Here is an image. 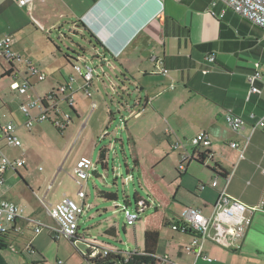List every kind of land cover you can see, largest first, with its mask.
Listing matches in <instances>:
<instances>
[{
  "label": "crops",
  "instance_id": "1",
  "mask_svg": "<svg viewBox=\"0 0 264 264\" xmlns=\"http://www.w3.org/2000/svg\"><path fill=\"white\" fill-rule=\"evenodd\" d=\"M82 23L105 48L91 47L89 56L82 55V51L77 61L82 62L86 58L92 61L99 53L104 61L112 64L117 87L111 99L117 108H122L140 163L154 167L161 177V185L164 174L160 173L158 164L153 165L147 158V153L155 147L154 139L158 137L171 148L178 149V155L173 156L178 157V164L181 155H188L182 172L178 171L175 160L166 174L172 184L167 194L170 197L167 212L173 215L172 219L166 216L167 220L172 223L183 219L188 208L207 211L223 186L230 197L258 207L238 247L227 248L212 241L203 243L202 253L209 255L210 260L202 256L194 258L186 250L192 238L190 233L168 226L172 231L168 239H164L162 230H159L155 253L151 255L155 259L154 264H162L163 261L167 264H264V125L252 130V125L264 116V29L220 0H28L25 5H20L17 0H0V35H11L10 48L20 56L14 63L17 73L12 78L26 77L32 63H37L41 72L51 73L52 80L48 81L46 88L36 93L29 90L32 96H43L69 80L72 66L50 36L54 32L61 39L67 30L84 35ZM39 37L44 44L41 48L45 50L42 57L34 55L32 50ZM209 54L215 56L214 63L207 60ZM256 61L261 76L255 84L260 91L247 96V78L254 71ZM8 66L2 70L7 74L0 77L11 81ZM163 68L168 71L164 73ZM103 74L98 70L94 79L102 80ZM81 83L74 77L72 115L81 121V129L88 125L95 136L104 126L105 112L79 88ZM127 93L129 97H126ZM92 101L96 102L94 108L91 107ZM5 104L9 107L8 103ZM107 108L108 115L112 116L113 109ZM227 111L244 119L240 130L235 131L229 126L225 120ZM201 130L208 134V143L194 147L192 138ZM231 142H237L238 146H231ZM176 143L179 144L174 147ZM206 151L208 156L202 164L193 159L197 157L196 153ZM81 156L84 154L79 158ZM20 157L24 156L14 158ZM97 163L108 171V146L100 148ZM22 168L26 170L25 166ZM9 170L3 174L0 198L21 204L25 211L24 216L14 222L16 230L10 233L9 245L19 252L0 248V264H57V259H62L61 264H68L70 254L64 252L60 244H50L49 231L35 232L36 224L27 221V216H30L47 224L46 221L51 219L47 207L63 196L53 202L29 203L21 192L4 186ZM126 171L133 181L132 170L128 168ZM90 172L93 175L98 173L95 168ZM219 173L226 174L227 180ZM22 179L30 193L35 194L33 183ZM213 179H217V186L211 185ZM136 195L143 198L138 193ZM85 198L83 201L90 208L91 204ZM126 225L124 222L122 230L132 235L135 246L123 253L142 254L143 224L141 248L136 223ZM120 227L119 222L113 221L103 233L117 237ZM78 237L74 239L85 245L84 250L68 240L85 263L89 262L82 256L87 249L82 237L109 243L87 232L78 233ZM17 244L29 245L36 253L26 257Z\"/></svg>",
  "mask_w": 264,
  "mask_h": 264
},
{
  "label": "rangeland",
  "instance_id": "2",
  "mask_svg": "<svg viewBox=\"0 0 264 264\" xmlns=\"http://www.w3.org/2000/svg\"><path fill=\"white\" fill-rule=\"evenodd\" d=\"M50 37L52 41L60 46L62 49L61 51H68V49L79 51V48L82 47L84 49L82 55H90L92 46L88 40L87 33L84 35H77L67 30L65 31V36L63 35L61 39H59L54 32ZM43 45L39 37L38 41L32 46L33 54L37 57H42L45 51L44 48H41ZM51 46L54 49V45ZM55 49L57 48L55 47ZM92 64L96 66L97 70L104 72L102 80L94 79L90 87L92 93L91 98L101 105L105 112L103 120L104 126L95 136H93V132L88 125L83 129L80 128L81 121L76 119L74 114L68 126L62 131L57 130V128L47 121H35L32 126L28 128L25 125V117L20 108L21 104L25 102L24 95L10 91V79L0 77V126L12 121L15 124L14 132L21 143L18 147L5 145L3 152L10 158L19 155L24 156L26 168V170H24V168L21 167L18 171L19 173H13V169L10 168L8 177L6 176L7 178L4 181V186L21 192L26 201L37 205L42 203V201L46 203L53 202L55 199H60L62 196H67L79 201L80 199L76 195L77 191L80 189V185L77 183V176L74 173V168L79 156L82 154L89 156L92 158L93 162L96 163L100 148L104 145L108 146V171L97 163L94 166L98 172L97 175H93L90 172L89 178L83 180V186L86 192L85 199L91 204V207L78 219V232L79 234L87 232L89 235L113 244L117 249L124 252L128 251L129 248H133L135 242L132 235L125 234L122 230V226L125 222L122 207L125 204V200H129L130 204H128L127 207L133 210L135 207V192L143 198L146 196V193L145 189L138 184L136 180V169H133V164L127 157L128 153L124 130V122L127 124L126 118L122 115V108H117V105L114 101L112 102L111 99L117 87L112 64L107 61L101 62L96 58H92ZM7 66V61L3 57H0V75L2 74L3 68ZM31 66H34L39 71L42 70L37 63H32ZM69 70L75 77V80L82 81L76 70L73 68ZM44 72L46 75L41 81H39L35 75L30 76V82L33 84L30 88L32 93L43 90L47 87L48 81L52 80V74L45 70ZM5 102L9 104V107ZM61 105L63 108H66L65 102H61ZM107 106L113 109L114 114L112 116L108 115ZM32 112L34 111L32 110ZM106 127L107 129H105ZM154 141L155 147L152 151L147 153V158L153 165L158 164L157 168H159L160 173L164 174L165 177L161 182V187L166 194H168V190L171 188L172 184L166 177V174L173 167L175 160H177L178 164V157L173 158L174 155H178V149L171 148L166 141L158 137L155 138ZM164 147L166 148L164 149ZM112 165H114V171H112ZM128 168L129 171L132 170L135 175L133 181L131 177H128L126 171ZM22 178L27 182L33 183L36 195L30 193L28 186H26ZM49 185H51V188L48 187ZM101 191L112 193L115 198H105L101 195ZM149 211H151V208L141 212L140 218L135 222L138 228L137 240L140 248L142 218ZM166 216L169 219L173 218L171 212H166ZM113 221L119 222L121 226L117 237L103 233ZM46 223L48 225H54V221L50 218ZM41 230L45 233L48 232V228L45 226H43ZM160 230H162V237L168 239V234L172 230H170L168 226H163ZM49 242L50 244H60L62 250L70 254L71 259L68 264H89L85 263L68 239L61 237L55 240L51 237ZM75 244L80 249H85V245L82 244L80 240H76ZM16 246L21 251L24 250L22 253L26 257H30L32 254L36 253L31 249L25 248L23 244H17ZM37 254H39V251ZM40 255L41 254H39V257ZM163 262L162 264L168 263L167 261ZM24 264L32 263L24 262Z\"/></svg>",
  "mask_w": 264,
  "mask_h": 264
},
{
  "label": "built area",
  "instance_id": "3",
  "mask_svg": "<svg viewBox=\"0 0 264 264\" xmlns=\"http://www.w3.org/2000/svg\"><path fill=\"white\" fill-rule=\"evenodd\" d=\"M216 1V0H215ZM229 5L236 12L247 18L249 21L260 26L264 29V0H220ZM20 5H25L28 0H17ZM13 38L9 34L0 35V57H3L9 64L7 70L9 76L14 77L17 73L14 68V63L20 59L19 54L10 48ZM98 59L103 62L101 55L98 53ZM207 60L211 63L215 62V56L209 54ZM28 63V61L26 62ZM259 63L255 62V69L248 75L247 81L249 84L247 90V96L252 92H259L260 89L255 84L257 79L260 78L261 73L258 70ZM72 68L76 70L82 79V83L79 88L85 93L87 97H91L90 90L92 81L95 74L98 73L96 66L92 64L91 59H84L82 62L77 61L73 64ZM164 73L168 69L163 68ZM204 72L206 69L203 70ZM26 77L17 79L12 78L9 84L10 90L17 94L26 96L25 102L21 104V110L26 116L25 125L30 128L33 122L47 121L52 126L59 130L65 129L69 122L72 120L74 99V89L72 88V82L74 76L71 75L69 80H65L56 87L50 89L43 96H32L29 94V90L32 87V83L29 77L35 75L38 80L45 78V73L39 71L34 66H30L27 69ZM29 76V77H28ZM16 77V76H15ZM61 102H65L66 108H63ZM96 102H91V107L94 108ZM32 110L34 112H32ZM225 120L229 126L235 130H240L244 125V119L239 115L227 111L225 113ZM264 125V116L259 118L253 125L252 130L257 126ZM15 124L12 121L0 126V184L3 183V174L9 168L19 169L25 166V158H10L2 150L3 145H10L18 147L20 139L16 136ZM208 134L206 131H199L193 138L192 144L194 147L199 145H205L208 143ZM179 143H176L174 147H177ZM231 146H238L237 142H231ZM199 154L196 153V155ZM208 156V155H206ZM188 155H181L180 162L178 164V171L182 172L185 169V162ZM96 163L93 162L89 156H81L76 163L74 173L77 176V183L80 185V189L77 191V197L80 199L75 200L70 197H63L61 200L51 204L47 207V213L54 221V225L42 224L38 219L27 216V221L35 223L34 231H41L42 227L48 228V231L52 238L58 239L64 237L67 239H74L78 235V219L87 211L89 204L84 202L86 192L83 186V180L88 179L91 169L94 168ZM264 174V169H262ZM227 177L225 178V181ZM217 179L211 181L212 186H217ZM143 198H139L137 206L133 210H130L127 205H123L122 211L125 216V223L132 225L140 218L141 212L146 208L144 206ZM257 206L248 205L236 198L230 197L225 190V186L221 188L216 200L211 204V207L204 211L202 208H188L185 217L180 220H175L170 224L172 229H176L182 232H188L192 235L191 242L186 245V250L191 252L194 258L203 257L206 260H210L209 255L202 253L203 243L205 241H212L218 243L227 248L238 247L240 241L244 238L246 229L251 223L252 216ZM24 206L21 204L5 198H0V232L5 233L9 231H15L14 222L24 216ZM88 246V244H86ZM25 248L30 249L29 245ZM87 251V249L85 250ZM84 251V252H85ZM107 249H91L88 253L89 259H103L107 255ZM131 252L123 253V260L112 261L113 264H133L128 263ZM57 264L62 263V259L56 260ZM140 264H145L141 262ZM149 264V263H147Z\"/></svg>",
  "mask_w": 264,
  "mask_h": 264
},
{
  "label": "trees",
  "instance_id": "4",
  "mask_svg": "<svg viewBox=\"0 0 264 264\" xmlns=\"http://www.w3.org/2000/svg\"><path fill=\"white\" fill-rule=\"evenodd\" d=\"M83 29L85 30V33L88 34V40L91 43L92 47L99 46L102 48H105L103 43L100 41V39L85 25L82 23ZM93 43V44H92ZM55 47L59 50L58 46L55 45ZM80 51H84V49L81 47L79 48ZM61 51V50H60ZM61 54L65 58V60L73 66L74 63L77 62V57L80 56L79 52L77 50H70L68 51H61ZM103 57H101L102 59ZM7 74L6 72L2 73L1 76H4ZM59 130V129H57ZM124 130H125V138H126V145H127V157L132 162L133 166L136 168V180L138 184L145 189L146 196L143 198L144 206L146 208L143 210H147L151 207V211L146 213L143 220V253L138 254L136 252H132L127 262L133 263V264H140L141 262H144L147 264L149 261L150 264H154L155 259L151 258V255L155 253V249L158 243L159 239V230L163 226H170V221L166 218V212L169 209L170 205V197L164 192L160 185L161 177L156 172L153 166L145 167L143 166L138 158V152L137 147L133 138L132 133L130 130L126 127V123L124 122ZM62 131V130H59ZM208 154V151L197 154V157L193 158L198 163H203L206 155ZM217 169L218 165L215 164ZM216 171V169H215ZM17 172V170H15ZM220 172V171H219ZM18 173V172H17ZM220 176H222L224 179L226 178V174L219 173ZM135 177V175H134ZM102 196L110 198H115L112 193H106L102 192ZM134 200H135V206H137L139 197H137L136 192L134 194ZM130 204L129 200H125L124 205ZM148 207V208H147ZM142 211V212H143ZM178 220V219H177ZM11 231L1 233L0 232V248L1 249H11L12 251L19 252L14 247L9 245L10 240V234ZM79 238L78 235L74 237ZM75 239H69L70 242L75 244ZM85 243L88 244L87 251H85L82 256L84 259L87 260L90 264H113L111 260L117 261V260H123L124 257L122 256V251L115 248L114 246L110 245L109 243H105L102 241H99L94 238H84ZM91 249H107V255L103 259H89L88 253H90ZM33 264H36L33 262Z\"/></svg>",
  "mask_w": 264,
  "mask_h": 264
},
{
  "label": "water",
  "instance_id": "5",
  "mask_svg": "<svg viewBox=\"0 0 264 264\" xmlns=\"http://www.w3.org/2000/svg\"><path fill=\"white\" fill-rule=\"evenodd\" d=\"M78 52L81 54L82 51L79 50ZM95 58L98 59V57H95ZM122 94H123V93H122ZM129 95H130V94L127 93L126 97H129Z\"/></svg>",
  "mask_w": 264,
  "mask_h": 264
}]
</instances>
